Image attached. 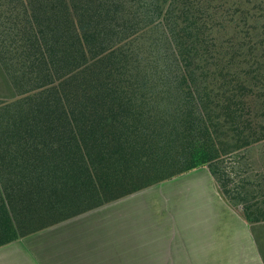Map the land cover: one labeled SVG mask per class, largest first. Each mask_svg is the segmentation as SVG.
<instances>
[{
	"label": "trees",
	"instance_id": "16d2710c",
	"mask_svg": "<svg viewBox=\"0 0 264 264\" xmlns=\"http://www.w3.org/2000/svg\"><path fill=\"white\" fill-rule=\"evenodd\" d=\"M0 67V246L202 166L264 222V0H0Z\"/></svg>",
	"mask_w": 264,
	"mask_h": 264
},
{
	"label": "crops",
	"instance_id": "0c3cea01",
	"mask_svg": "<svg viewBox=\"0 0 264 264\" xmlns=\"http://www.w3.org/2000/svg\"><path fill=\"white\" fill-rule=\"evenodd\" d=\"M192 172L0 246V264H264V222H247L208 170Z\"/></svg>",
	"mask_w": 264,
	"mask_h": 264
},
{
	"label": "rangeland",
	"instance_id": "374dc122",
	"mask_svg": "<svg viewBox=\"0 0 264 264\" xmlns=\"http://www.w3.org/2000/svg\"><path fill=\"white\" fill-rule=\"evenodd\" d=\"M16 98L17 97H16L14 91L12 90L5 74L0 69V99L9 102V101L15 100ZM238 155L239 156L242 155L244 157L247 156L249 158H254L255 161L258 160V162H260V160H259L260 155H261V157L264 156V146H256L252 149L243 150ZM257 166H259V167H257ZM252 168H253L252 170H253L254 174L260 173V163L257 165L255 164ZM202 169L207 170V168L205 166H202V167H198V168L194 169L195 172H192V173H195L197 175H201L200 171H202ZM171 179H168V180L156 183V184H152V185L145 187L143 189H140L138 191H147V192H152V193H157V192H162V191L169 192V191H171V185H170L172 183ZM138 191H136V192H138ZM233 208L238 209L237 207H233Z\"/></svg>",
	"mask_w": 264,
	"mask_h": 264
}]
</instances>
